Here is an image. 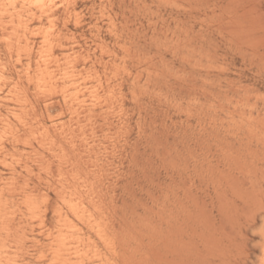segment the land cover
Masks as SVG:
<instances>
[{"label":"rangeland","instance_id":"rangeland-1","mask_svg":"<svg viewBox=\"0 0 264 264\" xmlns=\"http://www.w3.org/2000/svg\"><path fill=\"white\" fill-rule=\"evenodd\" d=\"M60 1L51 25L32 6L0 0L3 264H50L61 176L91 200L113 242L107 249L84 227L89 255H100L86 264H264V0ZM42 36L60 59L84 56L77 71L105 103L73 120L62 85L59 96L38 93Z\"/></svg>","mask_w":264,"mask_h":264},{"label":"bare ground","instance_id":"bare-ground-1","mask_svg":"<svg viewBox=\"0 0 264 264\" xmlns=\"http://www.w3.org/2000/svg\"><path fill=\"white\" fill-rule=\"evenodd\" d=\"M12 1V0H11ZM20 2L23 5H29L34 7L37 11L40 12L41 15H45L47 16V18L50 20V24L52 25V18L54 16V14L52 13V8L54 5L53 1H57V0H15ZM98 1V0H97ZM59 2H61L59 0ZM72 2V1H71ZM5 3V2H4ZM4 3L2 4V6L4 5ZM9 3V2H8ZM7 3V4H8ZM11 3V2H10ZM11 6V5H10ZM112 7V5H110ZM28 10V9H27ZM64 11L66 13V15L70 16L73 11H74V7L73 5L70 4H66L64 5ZM4 13L6 12L5 10L3 11ZM14 12V11H13ZM106 12V11H105ZM10 13V12H9ZM31 13V12H30ZM2 14V13H1ZM74 14V13H73ZM76 15V14H74ZM8 16V15H5ZM16 16L17 18H20V14L18 13H14L11 14V17ZM33 16V15H32ZM64 16V15H63ZM2 17V16H1ZM40 19V18H39ZM38 19V20H39ZM76 19V17H75ZM10 20V18H9ZM8 20V21H9ZM64 21V20H63ZM12 22V20H11ZM19 22V20L17 21ZM29 22V21H28ZM65 22V21H64ZM63 22V23H64ZM6 23V22H5ZM10 23V22H9ZM13 23V22H12ZM4 24V23H3ZM48 24V22H47ZM49 24V25H50ZM75 24V21H74ZM6 25V24H5ZM50 25V26H51ZM76 25V24H75ZM2 27V25H0ZM10 26V24H9ZM8 26V27H9ZM14 26V25H13ZM77 26V25H76ZM22 27H24V25H22ZM6 28V27H5ZM10 28V27H9ZM19 28V27H17ZM49 28V27H48ZM11 29H13L11 27ZM10 29V30H11ZM14 29H16L14 27ZM27 29V28H26ZM50 29V28H49ZM4 30V29H3ZM2 30V31H3ZM33 30V29H32ZM52 30V29H51ZM5 31V30H4ZM15 31V30H14ZM24 31V30H23ZM1 32V31H0ZM6 32V31H5ZM4 32V33H5ZM15 33V32H14ZM11 33V34H14ZM7 35V33H5ZM1 35V34H0ZM24 35V34H23ZM22 35V37H23ZM9 36V35H8ZM14 36V35H13ZM33 36V35H32ZM3 37V36H2ZM5 37V36H4ZM18 37V36H17ZM38 37V36H37ZM32 38V37H31ZM43 43L44 44L42 46V50H40V54H38L39 56V61H38V65H37V69H36V87H37V91L39 90L40 93L44 94L50 91H54L58 88H60L59 86L62 85V87L57 90L62 98V102L64 100V102L66 103V105L69 107L68 109L71 110V116L72 119H79V115H81V113H85L87 111L92 110L94 107L96 106H100L103 103H105V98L102 97L101 95H99L97 93V89L95 90H91L88 89V87H86V79L89 77V74L87 72L84 71H77V63L78 60L80 59V57H84L81 54H77L76 52H72L70 53L66 58L64 59H60L56 56V52L54 51V47L49 43V39L47 37H43ZM5 38H3L2 40H4ZM19 39V38H17ZM23 39V38H22ZM73 39H75V37H73ZM8 40V39H7ZM13 40V38H12ZM24 41V40H23ZM90 41V40H89ZM7 42V41H6ZM5 42V43H6ZM10 42V41H9ZM7 42V44L10 45V43ZM28 42V41H27ZM152 42V41H151ZM13 42H11L12 44ZM29 46V44H27ZM57 45V44H56ZM59 45V44H58ZM94 45V44H93ZM24 46V45H23ZM26 46V45H25ZM11 47V45H10ZM9 47V49H11ZM128 50V49H127ZM7 51V50H6ZM15 50V53L19 52ZM8 52L10 53V51L8 50ZM12 52V51H11ZM39 52V51H38ZM14 53V54H15ZM30 56V55H29ZM28 56V60L30 61V57ZM19 57V55H18ZM17 58V57H16ZM96 58V57H95ZM133 59V58H132ZM16 60V59H15ZM104 62V61H103ZM102 62V63H103ZM105 63V62H104ZM146 63V62H145ZM26 65V64H25ZM28 65V64H27ZM1 70V69H0ZM14 70V69H13ZM2 72V71H1ZM116 72V71H115ZM27 74V73H26ZM25 74V75H26ZM117 74V73H116ZM122 74V73H121ZM129 74V73H128ZM123 75V74H122ZM135 75V74H134ZM32 76V75H31ZM126 76V75H125ZM1 78V76H0ZM26 78V77H25ZM29 78V77H28ZM33 78V77H32ZM113 78V77H112ZM107 79V78H106ZM94 80V79H93ZM30 81V79H29ZM33 81V80H32ZM108 82V81H107ZM4 83V82H3ZM31 83V82H30ZM99 85V84H98ZM92 87V86H91ZM95 87V86H94ZM10 88V87H9ZM93 88V87H92ZM101 89V87H100ZM27 91V90H26ZM38 91V93H39ZM110 92V91H109ZM7 93V92H6ZM9 95L15 100V102H17V107H22L23 105H21V103L23 104L24 100L23 98L19 97V92L17 91V89H11L8 91ZM25 93V92H24ZM29 93V92H28ZM89 94L90 96V103L88 105H86V101L83 99L86 94ZM42 94H40L42 96ZM39 95V96H40ZM50 95V94H49ZM54 95H58L55 94L54 91ZM26 96V95H25ZM43 96V97H44ZM47 96V95H46ZM59 96V95H58ZM116 96V95H115ZM36 97V96H35ZM38 97V96H37ZM43 97H40L41 99ZM46 98V97H45ZM51 98V97H50ZM116 98V97H115ZM47 99V98H46ZM49 99V98H48ZM87 99V98H85ZM45 100V99H43ZM53 100V99H52ZM89 100V99H88ZM121 100V99H120ZM41 101V100H40ZM58 102V101H57ZM56 102V103H57ZM61 102V101H60ZM122 102V101H121ZM58 104V103H57ZM62 104V103H61ZM41 106V105H40ZM45 106V113L51 114L53 108H51V105H44ZM43 106V107H44ZM59 106V105H58ZM59 108V107H58ZM42 109V108H41ZM18 109L15 108L14 112H13V116H11L12 118L14 117L15 120H17V122H19L20 124H22V128L24 127V129H26V127H28V123L25 122L20 116H18L16 113ZM66 110V111H65ZM65 114L67 112V108L65 109ZM34 111V110H33ZM22 112V111H21ZM20 112V113H21ZM10 113V112H9ZM36 114V113H35ZM62 114V112H61ZM25 115V114H24ZM47 115V114H45ZM27 116V115H26ZM45 117H48L45 116ZM55 117V116H54ZM58 117V116H57ZM56 117V118H57ZM52 118V115L51 117ZM49 117L47 119L51 120ZM54 118V119H56ZM69 117H67L68 119ZM36 119V118H35ZM41 119V118H40ZM46 120V119H44ZM43 120V121H44ZM37 121V120H36ZM47 121V120H46ZM70 122V121H69ZM18 123V125H19ZM33 123V122H32ZM72 123V122H71ZM0 125H2L4 128L9 129V121L7 120V118H5L2 113H1V109H0ZM66 125V124H65ZM40 126V125H39ZM42 127V126H41ZM49 127V126H48ZM16 128H14L15 130ZM30 129V128H29ZM60 131L61 134H67V132L69 131V128L67 129L62 123H59V125L57 126V128H55V130ZM31 130V129H30ZM41 130V129H40ZM43 131V130H42ZM54 131V130H53ZM4 132V131H3ZM33 133L32 131H29V135L31 133ZM41 132V131H40ZM39 132V133H40ZM1 133V132H0ZM59 133V132H58ZM59 133V134H60ZM71 133V132H70ZM60 134V135H61ZM33 135V134H32ZM38 135V133H37ZM63 135H61L63 137ZM46 136H47V132H41L39 137H38V142H40V144L44 143V141H46ZM7 137H11V136H7ZM67 137V136H66ZM66 137L64 138V140L66 139ZM5 138V136H4ZM33 138V136H32ZM68 138V137H67ZM15 139V138H14ZM61 139V137H60ZM35 140H37L35 138ZM17 141V140H16ZM15 141V142H16ZM37 142V141H36ZM37 142V143H38ZM50 142V141H49ZM17 143V142H16ZM26 143V142H25ZM48 143V142H47ZM52 143V142H51ZM15 144V143H14ZM21 144V143H20ZM54 144V143H53ZM23 146V145H22ZM59 146V145H58ZM48 148V147H47ZM46 148V149H47ZM1 149V148H0ZM60 149V148H59ZM50 150V149H49ZM62 152V151H61ZM63 153V152H62ZM65 154V153H63ZM61 156V155H60ZM64 156V155H63ZM55 157V155H54ZM12 158V157H11ZM66 159V158H65ZM59 160V158H58ZM63 160V159H62ZM68 161V159H66ZM60 161V160H59ZM3 162V161H2ZM17 162V161H16ZM1 163V162H0ZM6 163V160L5 162ZM20 163V162H19ZM63 163V162H62ZM67 164V162H66ZM70 164V163H69ZM2 165V164H1ZM3 166V165H2ZM75 166V164H74ZM4 167V166H3ZM12 167V166H11ZM19 167V166H18ZM68 167V166H67ZM74 169V168H73ZM9 170V169H8ZM68 172V171H67ZM71 174V173H70ZM69 174V175H70ZM74 175V174H73ZM61 176V175H60ZM70 177V176H69ZM71 180V178H70ZM73 180V179H72ZM15 181V180H14ZM69 179L68 178H63L61 176L60 182L62 183L61 187V205L58 208V210L56 211V227L54 228V230H49L47 231V236L50 239V248H49V254L47 256H49V263L50 264H86V260H91V259H96L99 260L100 259V255L98 254H94L95 256H90L89 255V245L85 243V240L82 238V230L84 227H87L89 230L94 232V235H96V237L104 244V246L109 249V250H113V242L111 241V239L108 238L107 234L105 233V230L101 228V225L99 224V222L96 220V218L94 217L93 213L88 209L87 204H90V201H87L85 198H83L82 196H76L74 193L69 191ZM11 182V181H10ZM84 184L85 181H83ZM5 184V182H3ZM80 183V182H79ZM83 184V183H80ZM90 185V184H89ZM78 186V185H77ZM83 186V185H82ZM86 186V185H85ZM6 187V186H5ZM11 190H13L10 187ZM9 189V190H10ZM71 189V188H70ZM73 190V189H72ZM6 192V191H5ZM1 193V192H0ZM89 193V192H88ZM92 193V192H90ZM13 194V193H11ZM10 194V195H11ZM14 195V194H13ZM1 197V196H0ZM91 199V198H89ZM4 204V203H3ZM2 204V202L0 201V223H3L4 217H5V206ZM35 204L34 202L28 200L25 201V210L29 215H34L35 213ZM44 210V209H43ZM98 210V209H97ZM10 211V210H9ZM12 212V211H11ZM19 212V211H18ZM99 212V211H98ZM97 212V213H98ZM10 213V212H9ZM100 213V212H99ZM103 213V212H102ZM53 215V213H51ZM38 217V215H35ZM35 216L32 217V220L34 221L33 218H36ZM9 217V216H8ZM103 217V216H102ZM28 218V217H27ZM112 219V218H111ZM39 220V219H37ZM112 221V220H111ZM40 223V222H39ZM6 226V225H5ZM4 228V227H3ZM1 229V227H0ZM5 229V228H4ZM33 230V229H32ZM92 233V232H91ZM93 235V236H94ZM44 238V237H43ZM46 239V237H45ZM48 239V238H47ZM97 239V240H98ZM87 240V239H86ZM89 240V238H88ZM98 240V241H99ZM87 242V241H86ZM88 243V242H87ZM95 244H93L94 246ZM94 250V249H92ZM103 253V252H102ZM6 254L5 250H2L0 248V264H3L4 261V256ZM114 254V253H113ZM11 259V258H10ZM77 261L72 263V261ZM106 260V259H105Z\"/></svg>","mask_w":264,"mask_h":264}]
</instances>
